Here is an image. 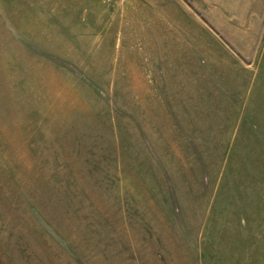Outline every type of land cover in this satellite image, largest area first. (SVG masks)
<instances>
[{
	"label": "rangeland",
	"instance_id": "rangeland-1",
	"mask_svg": "<svg viewBox=\"0 0 264 264\" xmlns=\"http://www.w3.org/2000/svg\"><path fill=\"white\" fill-rule=\"evenodd\" d=\"M0 264H264V0H0Z\"/></svg>",
	"mask_w": 264,
	"mask_h": 264
}]
</instances>
